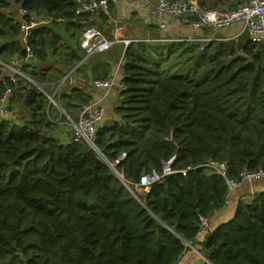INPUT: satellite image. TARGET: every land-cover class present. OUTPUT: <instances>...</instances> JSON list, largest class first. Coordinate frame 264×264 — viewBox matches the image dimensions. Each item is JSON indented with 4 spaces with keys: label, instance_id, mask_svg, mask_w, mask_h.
Wrapping results in <instances>:
<instances>
[{
    "label": "trees",
    "instance_id": "16d2710c",
    "mask_svg": "<svg viewBox=\"0 0 264 264\" xmlns=\"http://www.w3.org/2000/svg\"><path fill=\"white\" fill-rule=\"evenodd\" d=\"M224 1L198 4L216 9ZM77 3L0 0V60L25 55L17 6L70 26L93 15L76 16ZM50 30L32 31L37 59L45 58ZM122 62L126 90L117 119L98 129L97 151L73 134L62 142L43 131L51 124L40 92L25 107L32 120L19 122L12 101L28 85L8 83L11 114L0 113V264H176L188 243L199 246L203 264H264V190L241 198L230 218L198 235L200 217L209 221L224 210L227 192L205 161L227 162L234 180L244 170L264 171V43L248 33L211 44L138 41ZM36 72L29 75L40 80ZM6 85L0 68V99ZM90 101L74 89L58 103L76 120ZM122 153L116 169L129 186L109 167ZM173 156V173L138 193L141 176L161 172Z\"/></svg>",
    "mask_w": 264,
    "mask_h": 264
},
{
    "label": "crops",
    "instance_id": "0c3cea01",
    "mask_svg": "<svg viewBox=\"0 0 264 264\" xmlns=\"http://www.w3.org/2000/svg\"><path fill=\"white\" fill-rule=\"evenodd\" d=\"M194 1L198 4V0ZM246 2L248 0H226L225 4L216 9H236ZM111 8V18L99 12L86 16L70 26L64 25L63 21L43 25L51 29L50 32H47L48 39L51 38V41L49 46H47L45 58L40 60L35 56L28 65L23 67L28 76H30L29 73L37 71L36 73L40 80H36L40 81L39 84H42L44 88L41 89V92L39 91L40 93H45V88H49V92L53 91V94L47 93L46 95L48 98L49 96L53 97L56 105H52L50 98L49 101L44 100L47 114L45 123L49 122L51 125L44 127L43 131L49 136L60 139L62 142H68L73 132L71 122L69 124L67 121V118L70 119V117H67L61 105H59L60 107L58 106V100L62 94H71L74 89H79L90 97V102L105 104L104 123L114 118L117 119L114 114V108L118 106L121 98L118 87L114 86L107 94L105 89L95 87L93 82L96 79H106L114 76L116 77V82L122 81V61L127 48L124 40L132 39L152 43L185 38L204 44H211L212 42L238 41L241 35L247 33L244 32L237 37L242 28L240 24L214 33L210 29L195 28L191 24L185 23L181 18L176 17L169 18L166 30L162 31L151 15L148 6L142 0L117 1L112 3ZM16 11L15 15L18 19ZM41 12L47 14L45 11ZM87 24L99 27L113 41V45L108 51L89 57L85 56L79 47V40L83 30L88 26ZM207 38H211L212 41L206 40ZM238 55H242V53L238 52ZM62 77L63 80L60 81ZM27 88V91L22 90L12 101V110L16 113L19 122L32 120L31 111L23 106V100L32 87L27 86ZM20 105L22 106L21 112L17 108ZM75 115L77 116L78 112ZM261 190H264V179L243 183L233 192L230 204L225 206L224 210L217 211L209 218L210 226L205 232L199 234V239L205 237L209 231L220 225L222 221L230 218L234 214L235 207L241 198H246L249 194H254ZM138 192L142 194L145 190H138ZM205 262L206 259L199 250V246L191 244L186 248L176 264H203Z\"/></svg>",
    "mask_w": 264,
    "mask_h": 264
},
{
    "label": "built area",
    "instance_id": "2783aa9c",
    "mask_svg": "<svg viewBox=\"0 0 264 264\" xmlns=\"http://www.w3.org/2000/svg\"><path fill=\"white\" fill-rule=\"evenodd\" d=\"M123 0H78L74 9V14L80 16L82 14H95L102 12L109 18L112 17V3ZM148 6L154 20L157 21L160 30L165 31L168 24V19L172 17L181 18L185 23L191 24L195 28L210 29L212 32H218L223 29L230 28L233 25L240 24L241 30L237 35L240 36L247 32L250 39L257 43H264V0H248V2L239 6L236 9H203L193 0H142ZM18 19L21 23L20 42L25 49V55L20 57L14 56L10 60H0V68L3 73V79L7 82L5 90L0 99V113L4 116L11 114L9 106L13 97V87L8 84H17L19 80H26L27 83H35L34 79L28 76L24 71V66L28 65L35 57L32 47L29 45V40L32 36V31L45 24L64 21L63 18L55 17L42 12L31 11L22 6H17ZM187 40L185 38H176L169 41L180 42ZM206 40L212 41L211 38ZM165 41V40H162ZM193 41V40H189ZM138 42L132 39L124 40V44L129 46L131 43ZM113 45L105 33L97 26L88 25L85 27L79 40V47L84 52L85 56L89 57L97 53L108 51ZM95 87L103 88L108 94L110 90L117 86L120 93L126 90V85L121 82H116V77L106 79H96L93 82ZM41 89V88H40ZM51 102H55L53 97ZM106 114L105 104L101 102H90L83 104L76 120H70L73 128V139L75 141H84L94 149L95 140L99 127L104 123ZM127 156L122 153L120 158L109 164L119 176H123L118 172L116 167L120 160ZM175 156L164 162L161 172L152 171L144 173L141 176L140 182L136 184V190H148V188L156 181L173 173L171 168L175 160ZM203 166L211 172L222 177L227 185L225 194V206H228L232 199L233 192L243 183L253 182L264 179V171H248L244 170L241 173L240 180H234L229 176V166L227 162H220L215 159H209L204 162ZM124 179V176H123ZM209 221L200 217V229L198 232L202 234L208 227ZM190 243L186 244L188 247Z\"/></svg>",
    "mask_w": 264,
    "mask_h": 264
},
{
    "label": "water",
    "instance_id": "95a60500",
    "mask_svg": "<svg viewBox=\"0 0 264 264\" xmlns=\"http://www.w3.org/2000/svg\"><path fill=\"white\" fill-rule=\"evenodd\" d=\"M253 81H254V77H251L248 82L250 84V86L253 85ZM39 94V90L37 87H32L30 90H29V93L27 94V96L25 97V99L23 100V106L25 107H29L32 103H35L37 102V96ZM34 149H37V150H41V149H44V146L42 144H37ZM97 151V149H95ZM110 167V165H109ZM111 168V167H110ZM116 173V172H115ZM116 175L120 178L121 181H123V183L125 184L124 182V179H123V176H119L117 173ZM126 185V184H125ZM127 186V185H126ZM146 200H143V203H145ZM207 261V260H206Z\"/></svg>",
    "mask_w": 264,
    "mask_h": 264
},
{
    "label": "rangeland",
    "instance_id": "374dc122",
    "mask_svg": "<svg viewBox=\"0 0 264 264\" xmlns=\"http://www.w3.org/2000/svg\"><path fill=\"white\" fill-rule=\"evenodd\" d=\"M194 1V0H193ZM228 9V8H227ZM16 14L18 15V11H16ZM63 80V77L61 78V80L60 81H62ZM34 82L35 83H27V85L29 86V87H37L38 89H39V91L41 92V89H44L43 87H42V84L40 85L39 83H40V81H38V80H34ZM57 86H58V84H57ZM56 87V86H55ZM55 87H54V89H55ZM41 88V89H40ZM45 93H43V96H45V98H44V100H46V101H49V98H48V96L46 95L47 93H49V94H53V91L51 92H49V88H45ZM58 94V93H57ZM55 101V100H54ZM56 102V101H55ZM55 102H52V105H56V103ZM60 104H58V106H59ZM60 107V106H59ZM18 108V110L21 112L22 111V106L20 105V106H18L17 107ZM67 114V113H66ZM67 117H70V119L69 118H67V121H68V123L70 122V120H74L75 118H74V116L73 115H68L67 114ZM70 124V123H69ZM112 171L115 173V171L112 169ZM116 174V173H115ZM117 176V175H116ZM118 177V176H117ZM119 178V177H118ZM123 182V181H122ZM124 182H125V179H124ZM125 184L127 185V186H129V183L128 182H125ZM137 191V190H136ZM138 192V191H137ZM139 193V192H138Z\"/></svg>",
    "mask_w": 264,
    "mask_h": 264
}]
</instances>
